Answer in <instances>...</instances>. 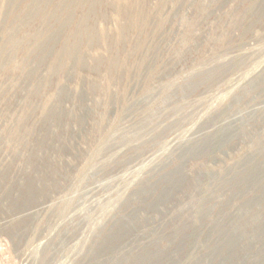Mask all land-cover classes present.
Masks as SVG:
<instances>
[{
  "label": "rangeland",
  "instance_id": "rangeland-1",
  "mask_svg": "<svg viewBox=\"0 0 264 264\" xmlns=\"http://www.w3.org/2000/svg\"><path fill=\"white\" fill-rule=\"evenodd\" d=\"M58 258L264 264V0H0V264Z\"/></svg>",
  "mask_w": 264,
  "mask_h": 264
},
{
  "label": "built area",
  "instance_id": "built-area-1",
  "mask_svg": "<svg viewBox=\"0 0 264 264\" xmlns=\"http://www.w3.org/2000/svg\"><path fill=\"white\" fill-rule=\"evenodd\" d=\"M40 251H41L40 247L34 249V252H40ZM55 258L56 257L54 256V259ZM3 264H73V263H69L67 261V259H64V260L60 261L59 258H58L57 260L52 261V262H48V263L38 262V261H30V262L21 261V262H10V263H3Z\"/></svg>",
  "mask_w": 264,
  "mask_h": 264
}]
</instances>
